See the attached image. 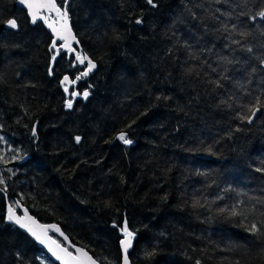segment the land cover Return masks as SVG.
Instances as JSON below:
<instances>
[{
  "label": "trees",
  "instance_id": "1",
  "mask_svg": "<svg viewBox=\"0 0 264 264\" xmlns=\"http://www.w3.org/2000/svg\"><path fill=\"white\" fill-rule=\"evenodd\" d=\"M17 1L0 0V264H56L7 221L17 201L102 264H122L125 219L133 264H264V0H71L97 70L69 98L87 66Z\"/></svg>",
  "mask_w": 264,
  "mask_h": 264
},
{
  "label": "water",
  "instance_id": "2",
  "mask_svg": "<svg viewBox=\"0 0 264 264\" xmlns=\"http://www.w3.org/2000/svg\"><path fill=\"white\" fill-rule=\"evenodd\" d=\"M69 1L70 0H67L66 7H67V4ZM46 3H47V0H33L34 6H33L32 11H35L37 13L36 22L37 21L45 22L46 27L48 29H50L52 34H53V37H54L53 42H55V47H56V43L60 42L61 43L60 48L63 51L68 52L69 56L75 55L77 57V55L79 54V50H81V44H80L79 39L77 38L75 32L72 29L69 14L67 13V22L65 23V21L63 19H61V17L58 16L55 11H50L47 7H43V5ZM56 4H57V2H56ZM17 5H18V7L27 11L29 18L32 20L30 10L26 6L21 5L19 3V0L17 1ZM61 11H63V10H61ZM52 14L55 16V18H51ZM56 18H58V19H56ZM49 24H51L52 27H49L48 26ZM138 25H140V24H138ZM6 27L11 28V27L7 26V24H6ZM53 29H55V31ZM60 36L66 37L67 42H65L64 39H61ZM88 60H91V59L89 57H87V59H85L83 63H81L80 60H77V61L80 65L83 66L85 64L88 65ZM96 70H97V66L95 64V67L91 71L88 72L87 76H89L91 73H93ZM86 71H88V68ZM87 76L82 75L79 77H80V79H82V77H87ZM67 77L69 78L68 82H64V78H63L61 80V84L67 86L68 91L66 92V94H67V96H69L70 89L72 87L76 86L77 82L80 79L77 80V78H76L75 80H72L70 76L67 75ZM259 114H260L259 110H256L254 112V114L250 118L251 124L258 118ZM9 206L12 207L14 214L16 216L21 217L23 219V221L25 223H27L29 225V227L33 228V230L36 231L45 242L41 243L29 231H27L26 228H22L18 224H15L11 221L10 222L13 223V225L17 226L19 229H21L34 242H36V244L47 253L48 257L54 263H56V264H92V262L94 261L95 264H102L96 258H94L91 255V253H89L86 249H84L82 247L75 246L74 244H72L69 237L63 232V230L61 229V227L58 224H46V223L39 221V219H37L33 214H31L29 212V210L18 201L16 204L17 209L11 204L8 205V208H9ZM7 216H8V214H7ZM54 236L58 237L61 241H63L70 248L63 245ZM133 247H134V241L132 239V246L128 249V252H127L129 264H133L129 258V253L133 249ZM62 249H65L66 252L62 251ZM121 251H122V264H123L124 253H123L122 245H121ZM54 252L56 253V255L53 254ZM68 254H70V255H68ZM57 255H59L62 258L58 259Z\"/></svg>",
  "mask_w": 264,
  "mask_h": 264
},
{
  "label": "snow or ice",
  "instance_id": "3",
  "mask_svg": "<svg viewBox=\"0 0 264 264\" xmlns=\"http://www.w3.org/2000/svg\"><path fill=\"white\" fill-rule=\"evenodd\" d=\"M19 3L21 5L26 6L30 10L31 18H32V23H35L36 20H37V13L35 11H32L33 6H34L33 5V0H19ZM147 3L150 4V5H152L153 7H157L158 6V5H156L154 3V0H147ZM43 7H47L50 11H55L57 13V15L60 16L61 19H63L65 21V23L67 22V10H66V6H65V9L63 11H61V9L59 8V6L56 4V0H47V3L44 4ZM257 16L260 17L261 19H264V9L260 10L259 12H257L255 14V16L252 17V19L255 20ZM135 22L137 24H140V23H142V20L137 19ZM6 24H7V26H9L11 28H18L17 21L14 18L8 19L6 21ZM48 26L49 27H52L51 24H49ZM53 30L55 31V29H53ZM242 35H243V33H242ZM60 38L61 39H64L65 42H67V38L66 37L60 36ZM53 47H55V42H53ZM248 50L251 51V49H248ZM55 58L56 57L53 56L52 57V60L54 61ZM76 59L77 60H80V62L83 63L84 60L87 59V57H83L82 58L78 54L77 57H76ZM94 67H95V64L91 60H88V71L83 72L82 75L83 76H87L88 75V72L91 71ZM49 73L51 74V69H49ZM78 79H80V77H77V80ZM68 80H69V78L67 76H65L64 77V82H68ZM64 90H65V92L68 91L67 86L65 87ZM72 95L73 96H77V95H81V94L80 93H77V92H73ZM82 95H83V98L84 99H87L88 96H89V92L88 91H85V92H83ZM257 103H259V101H257ZM72 106H73V101L72 100H68L67 101V107L69 109H71ZM253 114H254V112H253ZM33 134H35V133H33ZM75 139H76L77 142H79L81 138L79 136H77ZM118 139L121 140V141H123L124 144H131L132 143V141L130 139H127L126 138V134L123 133V132L118 136ZM0 183H3V180L2 179H0ZM221 211H224V210L222 209ZM238 214L239 213H237L235 211V209H233L232 215H238ZM7 220L8 221H11V222H13L15 224H18L22 228H26L27 231H29L41 243H44L45 242L41 238V236L36 231L33 230V228L29 227V225L23 221V219L21 217L16 216L14 214L13 209H12L11 206H9V209H8ZM120 231L124 234V239L120 241V243H121V245L123 247V253H124V255H123V264H129L127 252H128V249L132 246V239H133L135 233L133 231H130L129 230L126 219L124 221L123 226L120 228ZM248 231H250V232H252L254 234H259L261 236H264V232H262L261 229L258 228L255 223L251 224V226L248 228ZM62 251L66 252L65 249H62ZM53 254L56 255L55 252ZM153 254L154 253H146V255H149V256H151ZM68 255H70V254H68ZM57 258L58 259H61L62 257H60L59 255H57ZM92 264H95V262L93 261ZM197 264H199V262H197Z\"/></svg>",
  "mask_w": 264,
  "mask_h": 264
}]
</instances>
